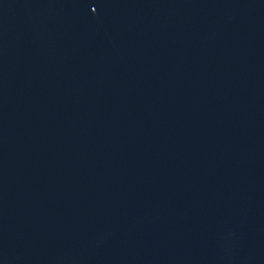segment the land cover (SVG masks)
Wrapping results in <instances>:
<instances>
[{"label":"water","instance_id":"obj_1","mask_svg":"<svg viewBox=\"0 0 264 264\" xmlns=\"http://www.w3.org/2000/svg\"><path fill=\"white\" fill-rule=\"evenodd\" d=\"M0 264H264V0H0Z\"/></svg>","mask_w":264,"mask_h":264}]
</instances>
